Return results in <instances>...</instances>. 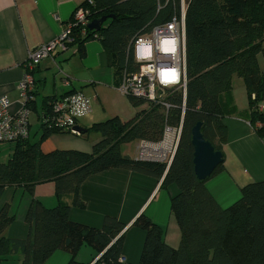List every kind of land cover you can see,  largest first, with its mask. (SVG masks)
<instances>
[{
    "label": "trees",
    "instance_id": "16d2710c",
    "mask_svg": "<svg viewBox=\"0 0 264 264\" xmlns=\"http://www.w3.org/2000/svg\"><path fill=\"white\" fill-rule=\"evenodd\" d=\"M183 1L188 80L184 115L182 91H168L167 100L174 104L169 110L128 96L139 108L134 118L123 121L115 116L93 123L82 132L96 131L102 136L92 153H45L40 142L28 137L16 140L11 159L0 163V196L7 185L25 184L31 188L36 182L54 180L57 194L71 193L73 205L83 206L80 186L89 175L110 168L130 169L163 179V188L173 183L179 187V193L171 199V212L181 230L179 247L169 246L162 226L142 213L133 223L146 232L138 264H264V181L247 184L236 202L222 208L205 185L208 178L199 180L195 174L192 144L193 127L202 122L205 138L223 152V103L232 92L235 74L243 79L247 89L250 121L258 124L256 130L264 136V110L260 109L264 102V71L259 63V55L264 58V0H84L89 22L102 16L108 18L100 30H92L89 25L73 27L68 47L78 45L84 56L85 43L99 39L119 84L122 69L134 67L135 38L173 17L179 18ZM36 83L35 80V90ZM74 92L77 91L61 97ZM58 98L44 100L42 137L66 133L49 126L47 120ZM182 115L181 137L170 164L122 153L121 145L126 142L161 141L166 125L179 127ZM70 207L59 204L49 208L35 200L27 213L30 233L27 238L17 239L5 235L15 220L9 205H5L0 211V264H7L5 257L17 253L23 255L21 264H44L57 250L72 255L67 264H87L75 257L84 244L102 254L95 264H130L121 261L125 238L121 232L126 224L110 216H106L100 229L74 222Z\"/></svg>",
    "mask_w": 264,
    "mask_h": 264
},
{
    "label": "crops",
    "instance_id": "0c3cea01",
    "mask_svg": "<svg viewBox=\"0 0 264 264\" xmlns=\"http://www.w3.org/2000/svg\"><path fill=\"white\" fill-rule=\"evenodd\" d=\"M83 2L0 0V96L6 94L11 99L13 111L22 105L18 83L24 74L23 62L29 52L59 36ZM84 48V56L80 55L78 45L66 50L58 48L35 69L36 93L31 104L28 138L40 142L45 153L55 150L92 153L94 145L102 139L96 131L81 135L60 132L42 137L44 100L47 97L61 98L66 92L79 91L91 98V112L78 121L83 128L115 116L127 121L139 110L116 84L115 69L103 43L99 39L89 40ZM259 63L264 71V59L259 58ZM64 78L69 82L66 83ZM223 104L222 120L226 126V143L222 147L224 162L205 185L217 203L227 208L241 197L244 186L264 181V136L258 134V124L253 125L250 121L247 89L243 79L236 74L232 92ZM261 106L264 102L260 103ZM14 146V142H0V163L11 159ZM123 146L122 153L129 155ZM136 150L135 155L129 156L139 158L138 144ZM162 181L126 168L97 172L89 175L80 186L83 206L73 205L71 193L57 194L54 180L36 182L31 188L25 184L7 185L0 196V211L9 205L15 220L5 235L17 239L28 237L27 213L35 200L49 208L66 204L71 206L69 215L74 222L100 229L106 216H110L126 224L121 232L125 236L122 257L127 263L138 264L146 240L144 229L133 224L140 214L144 213L162 226L164 240L169 246L178 248L181 242V230L171 212V199L179 193V187L173 183L163 188ZM101 255L92 246L84 244L75 257L80 262L95 264ZM71 257L70 253L57 250L44 264H67ZM5 258L7 264H21L23 255L17 253Z\"/></svg>",
    "mask_w": 264,
    "mask_h": 264
},
{
    "label": "built area",
    "instance_id": "2783aa9c",
    "mask_svg": "<svg viewBox=\"0 0 264 264\" xmlns=\"http://www.w3.org/2000/svg\"><path fill=\"white\" fill-rule=\"evenodd\" d=\"M92 3V0H88ZM88 9L78 8L63 32L49 42H45L29 52L23 62L24 74L18 83L22 105L12 110V101L6 95L0 96V142H15L29 136L31 109L35 100V78L33 71L40 62L60 48L66 50L72 40L71 29L89 24ZM186 5L183 1L180 17H173L167 23L157 25L150 33L138 35L134 42L133 68L125 66L120 72L119 88L129 97L144 100L146 105L155 104L169 110L174 106L167 100L169 90L182 91L185 112L187 89L186 75ZM66 79V83H68ZM145 106V105H144ZM53 111L47 119L49 126L58 127L68 133L80 135L76 128L81 117L92 110V100L82 92L58 98L53 102ZM260 109L264 110V106ZM183 115L178 126L165 127L163 139L154 142L146 139L138 141V156L144 160L167 161L171 163L181 137ZM121 261L125 260L123 257ZM107 264V263H101Z\"/></svg>",
    "mask_w": 264,
    "mask_h": 264
},
{
    "label": "water",
    "instance_id": "95a60500",
    "mask_svg": "<svg viewBox=\"0 0 264 264\" xmlns=\"http://www.w3.org/2000/svg\"><path fill=\"white\" fill-rule=\"evenodd\" d=\"M108 16H102L89 22V28L100 30ZM81 133L87 129L77 126ZM192 144L194 147V171L199 180H206L224 162V154L216 149L211 141L202 133V122H198L192 130Z\"/></svg>",
    "mask_w": 264,
    "mask_h": 264
},
{
    "label": "rangeland",
    "instance_id": "374dc122",
    "mask_svg": "<svg viewBox=\"0 0 264 264\" xmlns=\"http://www.w3.org/2000/svg\"><path fill=\"white\" fill-rule=\"evenodd\" d=\"M259 58L260 60L264 59L262 54L259 55ZM135 111L132 110V113H134ZM103 121V120H102ZM137 144H138V140H134V141H131V142H126L124 143V146H123V150L125 153H128L129 155H135V153L137 152ZM126 155V154H124Z\"/></svg>",
    "mask_w": 264,
    "mask_h": 264
},
{
    "label": "flooded vegetation",
    "instance_id": "af4514ba",
    "mask_svg": "<svg viewBox=\"0 0 264 264\" xmlns=\"http://www.w3.org/2000/svg\"><path fill=\"white\" fill-rule=\"evenodd\" d=\"M81 135V134H80Z\"/></svg>",
    "mask_w": 264,
    "mask_h": 264
}]
</instances>
